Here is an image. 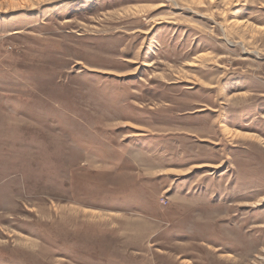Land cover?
Returning a JSON list of instances; mask_svg holds the SVG:
<instances>
[{"label": "rangeland", "instance_id": "obj_1", "mask_svg": "<svg viewBox=\"0 0 264 264\" xmlns=\"http://www.w3.org/2000/svg\"><path fill=\"white\" fill-rule=\"evenodd\" d=\"M0 264H264V0H0Z\"/></svg>", "mask_w": 264, "mask_h": 264}]
</instances>
